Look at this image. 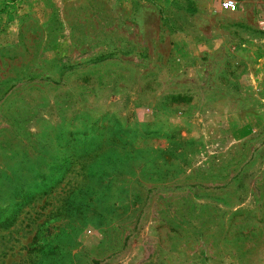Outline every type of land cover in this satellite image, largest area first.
<instances>
[{"label":"rangeland","instance_id":"374dc122","mask_svg":"<svg viewBox=\"0 0 264 264\" xmlns=\"http://www.w3.org/2000/svg\"><path fill=\"white\" fill-rule=\"evenodd\" d=\"M0 3V264H264V0Z\"/></svg>","mask_w":264,"mask_h":264},{"label":"built area","instance_id":"2783aa9c","mask_svg":"<svg viewBox=\"0 0 264 264\" xmlns=\"http://www.w3.org/2000/svg\"><path fill=\"white\" fill-rule=\"evenodd\" d=\"M220 8L228 12H235L237 10V4L233 0H223L220 3ZM261 31L264 32V24H261Z\"/></svg>","mask_w":264,"mask_h":264},{"label":"crops","instance_id":"0c3cea01","mask_svg":"<svg viewBox=\"0 0 264 264\" xmlns=\"http://www.w3.org/2000/svg\"><path fill=\"white\" fill-rule=\"evenodd\" d=\"M3 0H0V3L2 2Z\"/></svg>","mask_w":264,"mask_h":264}]
</instances>
